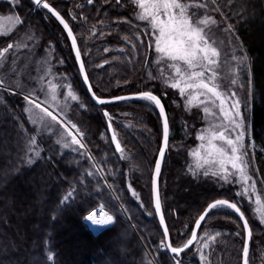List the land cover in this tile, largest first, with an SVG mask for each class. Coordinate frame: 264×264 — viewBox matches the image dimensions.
<instances>
[{
	"label": "trees",
	"instance_id": "16d2710c",
	"mask_svg": "<svg viewBox=\"0 0 264 264\" xmlns=\"http://www.w3.org/2000/svg\"><path fill=\"white\" fill-rule=\"evenodd\" d=\"M101 1V4L94 2L92 5L82 2V8L86 12H82L79 18L87 28L97 26L101 28L99 32L103 31L99 24L105 22L108 27L105 25L104 30L109 29L107 34L113 33V36L110 35L111 39H107L110 43L107 46L118 45L117 43L121 42L120 34H128L125 32L127 23L120 19L128 20V17L125 13L112 8L107 2L105 4ZM218 1L229 23L234 26V33L242 42L243 51L239 49V54L247 52L251 58L252 137L260 181L262 180L264 184V0ZM48 2L63 14L73 28L71 23L73 20L70 12H67V9L74 8L71 1L48 0ZM6 4L9 5L10 2L6 1ZM80 4L81 2L76 3L75 8L78 9ZM34 5L32 0H19L18 9L27 17ZM35 16L31 19L42 32L53 35L54 41H60L61 33V37L65 40L67 46L64 47L62 42H59L61 47L58 52L63 51L61 54L66 57L65 68L72 75L74 84L78 86L81 98L85 102L84 106L92 108L93 111L86 110L85 107L79 108L76 102L71 108L83 116L88 146L104 169L106 178L112 184L114 192L130 218L128 219L120 209L101 174L87 175V172L92 170L94 162L89 159L86 151L77 153L64 149L57 144L55 138H46L43 142L38 140L43 152L36 163L22 164L19 155H21V144L25 140L21 135V129L30 130L32 126L21 112V101L16 104L7 97L8 103L0 102V264H154L140 236L145 239L149 248H158L156 252L160 264L165 262L171 264V255L162 252L159 247L163 239V230L153 206V171L163 137L159 110L146 106L138 99L123 100L103 106L96 105L83 82L69 37L63 26L46 9H39ZM45 18L51 20L55 28L50 27V22L47 23ZM128 26L143 32L142 27H139L140 24L131 23ZM73 30L91 84L98 96L110 97L147 91L144 78L146 67L141 65L140 57L134 58L135 62L124 61L123 56L126 53L108 50L103 54L104 57L119 56L120 58L114 63L115 68L109 70L108 65L94 68L88 56L84 54V44L76 33L77 29L73 28ZM96 51L101 52V49ZM95 58L92 57L93 60ZM164 103L168 111L167 104L165 101ZM103 107L143 110L147 115L148 124L159 131L157 142H154L153 136L140 132L133 134L128 129L125 130L129 134L128 143L135 151L136 159L142 160L144 168L150 165L148 180L145 181L139 175L136 182L143 193L144 204L137 194L133 195L132 187H136L135 182L128 177V173L126 174V167L112 139V132H115L108 126L100 110ZM178 132L180 137L183 136L182 128H179ZM172 140L170 137L169 142ZM48 157H52V160ZM164 159L159 177L161 199L175 246L190 237L195 221L208 203L222 198L234 202L235 200L231 195L227 196L228 193L225 196L220 195L223 191L212 187L214 185L210 183L189 182L184 176L181 158L176 156V158ZM16 168L21 170L17 172ZM73 189L76 190L74 198L67 206L61 204L63 197ZM101 203L106 204L107 208L114 212L115 222L95 234L83 217ZM242 210L245 213L243 208ZM237 222L240 223V218L234 211L216 209L209 212L200 229L205 223H211L213 228L229 230ZM229 238V236L225 237L221 262L235 264L237 258V264H242L245 233L239 250L237 248L234 250L235 245L229 241ZM263 240L264 238L260 237V241ZM190 250L181 254L183 264H202L199 258L187 256ZM49 254L52 255V260L47 259ZM211 256L216 263L214 251ZM218 262L220 264L219 258Z\"/></svg>",
	"mask_w": 264,
	"mask_h": 264
},
{
	"label": "snow or ice",
	"instance_id": "6c2138e0",
	"mask_svg": "<svg viewBox=\"0 0 264 264\" xmlns=\"http://www.w3.org/2000/svg\"><path fill=\"white\" fill-rule=\"evenodd\" d=\"M88 2L92 3V0H88ZM119 2L120 0H117V3ZM10 3L12 8L18 7V0H10ZM34 3L37 7L42 5L67 30V36L71 38V47L75 49V59L79 61V72L83 75V81L87 84L96 105L103 106L115 101L139 99L150 102L151 105L159 109V115L163 121V147L159 149V158L155 161L154 177L158 178L169 142V120L165 107L161 102V97L155 95L151 90L140 91L134 96H113L107 99L96 95L89 83L85 62L81 58V50L77 46V37L73 34V29L69 26V23L56 7L48 3V0H34ZM132 4L136 9V20L145 23L143 32H137L135 36L136 43L129 40L127 36L125 40L131 44L133 49L144 47L146 53L154 48L156 64L158 66L163 64L174 70V75L165 76L164 70L161 69L160 77L153 76L151 72L148 73L149 77L152 79L163 78L166 85L178 89L180 95L186 96L189 104L198 100L201 96L205 97L206 100L211 102L212 107L205 105L204 112L206 115L211 113L214 121L217 118V111H213L212 108L218 110L219 122H210L208 128L198 135V139L202 142L201 148H205L207 151L205 155H201L200 150L192 151L191 155L195 158L196 163L195 167H189V171L193 176H199L202 173L203 177L215 179L217 183L239 184L241 191L237 192V195L241 198L247 195L251 200V194L256 191V181L250 174V155L245 142L248 136L249 124L242 111V106H249L253 99L251 58L247 52L232 57L236 62V68L233 69L232 84L237 83L236 77L241 69H246L249 77L247 81L248 97L242 105V100L236 91H222L217 83L219 73L216 71V67L218 66L220 52L213 46L211 37L208 34L210 25H216L217 21L210 16L198 18L196 12L192 11L193 7L207 8L206 4L194 5L193 3H185L184 0H132ZM0 19L4 18L0 17ZM7 19L23 23L18 15L9 16ZM73 19H75V16H73ZM127 22L131 24V21ZM226 31L234 32V26L228 24ZM23 46L27 47V45ZM240 47L242 50V42ZM13 48V44H7L6 47L0 50V58L7 59L6 54H9ZM104 51L107 52L108 49L105 48ZM46 74H52L51 67L47 69ZM39 82L40 86L38 88L21 92L18 90L20 86H10L4 79H0V89H5L9 93L23 94L25 102L23 111L27 113V121L33 126L30 130L21 129V135L25 140L20 147L21 155H19V159L22 164H34L37 158L41 157L43 149L40 147L38 137H42L44 133L48 135L49 139L54 135L58 136L57 144L62 142L64 149L77 152L80 149H86V145L83 143L84 132L68 118L69 100L77 101L79 99L72 91V85H67V95L63 103H59L57 91L51 83L49 82L46 89L43 76L39 77ZM240 87L243 88L244 85L240 84ZM41 95H43V99H41ZM203 103L204 101H201V104ZM79 106L81 108L85 107L83 103ZM104 115L109 117L108 126L111 127L112 121L109 113L105 111ZM112 139L116 142L117 151H122L115 133H113ZM251 146L255 147L254 141H252ZM48 159L52 160V157H48ZM89 159H92L90 155ZM15 170L19 172L21 169L16 168ZM101 171L102 168L94 163L92 170L88 171L87 175L92 176ZM257 171L259 170L257 169ZM155 178L152 182L155 193V212L159 214V223L163 225V239L160 241V250L171 255V264H183L181 254L186 250H190L199 240L200 247L197 248V251L200 252V259L204 261V264H208L202 249L210 248V243L220 233L217 232L215 236L205 233L203 237L198 238L197 232L192 231L189 238L174 246L169 228L165 223L157 179ZM75 192L76 190L73 189L64 196L61 204L67 206L74 198ZM133 195H136L134 190ZM256 203H261L259 196H257ZM106 207V204H101L98 209L89 211L83 217L89 228H102L114 222L115 217L105 210ZM222 208L233 210L243 221L242 227L247 233V239L242 248L243 264H249L248 240L252 237V230L248 219L245 218V213L236 202H231L228 199H217L208 203L204 213L195 221L196 227H200L201 221L205 219L210 211ZM262 220H264V217H262ZM240 234L237 233V235ZM47 259L52 260V255L49 254Z\"/></svg>",
	"mask_w": 264,
	"mask_h": 264
},
{
	"label": "rangeland",
	"instance_id": "374dc122",
	"mask_svg": "<svg viewBox=\"0 0 264 264\" xmlns=\"http://www.w3.org/2000/svg\"><path fill=\"white\" fill-rule=\"evenodd\" d=\"M6 1L10 2V0H0V17L4 18L0 19V50L6 47L9 43L13 44L14 48L10 50L9 54H6L7 59L0 58V79H4L6 83L10 86H20L18 90L21 92H26L32 90L33 88H38L40 86L39 77L43 76L44 87L47 89L49 82L51 83V85L57 91L59 103H63L68 91L67 85L71 84L72 91L77 95L79 99L77 101L69 100L70 111L68 113V118L71 119L74 123H76L81 129V131L84 132L85 135L83 138V143L86 145V149H80L78 152H74L80 153L82 150L86 151L87 154L91 156V160L102 168V166L98 163L97 158L88 146V135L84 131L85 122L83 121V116L81 114H78L76 110L74 111L73 108H71L73 107L72 104L75 102L78 103V105H80L81 103H83L84 105L85 102L81 98L82 95L80 94L81 92L78 89V86L75 85L72 80V75L67 72L65 68L67 63L65 59L66 57L64 58L61 54V52L63 53V51H61L60 53L58 52V49L61 47L59 42H62L61 44H63L64 47L66 45L65 40L61 37V33L60 41H54L55 38L53 35L47 34V32H42V30L38 28L36 23L32 21L31 18L35 16V13L39 9L44 8H39L34 5L29 16L25 17L26 14L23 15L18 9V7L12 8L11 3L7 5L8 3L6 4ZM70 1L71 4H73L74 8L67 9V12H70V16L73 20L71 22L73 23V28L77 29L76 33L79 34L78 37L82 40L84 44V54L88 56L94 68H100L102 67V65H108L109 70H112V68H115L114 63H117V61L120 59L119 56H114L112 58L110 56L104 57L103 54L106 53L104 51L105 48H107L109 51L116 50L118 52L121 51L122 53H126V55L123 56L124 61L127 60L133 62L138 57L142 59L140 60L141 65H145L146 67L144 74L146 83L145 86L147 88L146 90L154 91L158 95H160L161 98L166 102L168 107L170 137L173 140L171 141L172 143L169 142V146L166 151V153H168L165 155L164 158L167 157L172 159L174 157L176 158V156L181 158L183 162L184 176L187 178V180H189V182L192 181L197 184L210 183L211 185H214L212 187L223 191L220 195L225 196L228 193L227 196H232L235 202H237L244 209L252 228V237L250 240L248 262L249 264H264V240L260 241V237L264 238V220H262V217H264V184L262 180L260 181L261 176L259 174V171H257L258 165L255 156L256 150L251 146L253 141L251 118L252 100L250 102V105L247 106V109L246 107L242 106V111L247 117V123L249 124L248 136L246 137L245 142L248 146L247 150L250 155V174L256 181V191L251 194L252 198L251 200H249L247 195H245L243 198L237 195V192L241 191L239 184L217 183L215 179L203 177L202 173L199 176H193L192 173L189 171V167H195L196 163L195 158L191 155L192 151L200 150L201 155H205L207 151V149L201 148L202 142L198 139V135L203 130H206L208 128L210 122H219V113L217 109L212 108L213 111H217V118L214 121L213 117L211 116V113L206 115L204 112L205 105L212 107L211 102L206 100L205 97L201 96L198 100H195L191 104H189L186 96L180 95L178 89H173L169 85H166L163 78L152 79L149 77V72H151L153 76L160 77L161 69L164 70L165 76L174 75V70L163 64L159 66L156 64V54L154 48L146 53L144 47H138L137 49H133L131 47V44L125 40V37L127 36L129 40H131L133 43H136L137 41L135 40V36L137 32H139L135 29L130 28L128 26L130 24L127 21H131V23H134L135 25L136 23L140 24L139 27H142V29L144 28L145 23L138 22L136 20V9L135 6L132 4V0H120L119 3H117V0L101 1L105 4L108 3L109 5H112V8L117 9L123 14L125 13V16L128 17V20L120 19V21L127 23V26L125 25L127 27V30L125 32H128V34H120L119 40L121 42L117 43L118 45L115 46H107L110 45L107 39H111L110 35L113 36V33L107 34L109 29L104 30L105 25L106 27H108L105 22L101 21L102 23L99 24L103 30L102 32H99L101 28H99L98 26L96 28H87L83 26V22L79 18V15L82 14V12H86L84 8H82V2L88 3L87 5H92L94 4V2H97L99 4L100 0H92V3H89L88 0ZM79 2H81V6L79 5V8L77 9L75 8V5ZM184 2L193 3L194 5L206 4L207 8L193 7L192 11L196 12L198 18L210 16L217 21L216 25H210L208 32L209 36L211 37V42L213 43V46L216 47L220 52V56L218 58V66L216 67V71L219 73L217 77V83L220 85L222 91H236L237 95L241 98L243 105V101L247 99L249 91L247 83L249 77L247 75V70H240L239 75L236 77L237 83L235 85H233L231 82L233 78V69L236 68V62L232 59V57L233 55L240 56L239 53L241 50V42L239 39H237V36L234 32L226 31L227 25L230 23L227 17L222 12L219 1L184 0ZM13 15H18L20 17V20L23 21V23L21 24L17 23L15 20L7 19V17ZM73 16H75V19H73ZM45 21L47 23L50 22V27H54L51 20L45 18ZM145 39H147V37H145ZM23 45H27V47H24ZM99 49H101V52L96 51ZM241 51H243V49ZM92 57H96L95 60H93ZM105 61H107V63H105ZM146 61L148 62L147 64ZM49 67H51L52 70L51 75L46 74L47 69ZM240 84H243L244 87L241 88ZM7 97H10L12 99V102L16 104L21 101L22 106H20V109L27 121V113L23 111L25 107L23 94L9 93L5 89H0V102L6 103ZM43 98V95H41V99ZM201 101H204V103L201 104ZM143 102L146 104V106L158 110V108H156L154 105H151L150 102ZM85 108H87V106ZM86 110L93 111L92 108H87ZM100 110L103 112V114L105 111H107L109 113V116L111 117V127L115 132L118 141L120 142L122 151H119V154L122 162L124 163V166L126 167V174L128 173V177H131V179L134 180L136 187H132V189L136 192L139 199L144 204L145 202L142 199L144 197L143 193L136 182L138 180L139 175L142 176L145 181L148 180V169H150V165L145 166L144 168L141 163L142 160L136 159L135 151L128 143L130 140L129 134L125 130L128 129L133 134L140 132L141 134L147 136H153L154 142H157V139L159 137V131H156L153 126L148 124L149 121L147 120V115L143 110L120 108L110 109L108 107H103ZM104 117L108 123L109 117L105 115ZM28 124L30 123L28 122ZM179 128L183 129V134H181L183 136L181 137L178 132ZM52 137L55 138L56 141L59 139V137L55 135ZM46 138L48 139V135L44 133L42 134V137H38V140L43 142ZM60 145L62 146V142L60 143ZM100 174L105 181L106 176L103 168ZM105 183L113 193L118 205L120 206V209L129 219V214L127 213L119 197L114 192V188L107 178ZM257 196H259L260 198V204L256 203ZM106 210L112 214L114 213L110 211V209L107 207ZM210 224L211 223H205L201 229L199 228L200 231L198 230L197 236L198 238L203 237L205 233L215 236L217 232L220 233V235L216 236L215 240L210 243V248L202 249V251L204 252L205 260L208 262V264H219L218 258L220 260V264H222L221 259H223L222 250H224L225 248V237L229 236V241H232L231 243H234L235 245L234 250L236 248L239 250L242 238H244L245 233L242 227L243 223L240 219V223L237 222L229 230H220V228L218 227L213 228V226ZM238 232L241 234L237 235ZM140 240L144 244L151 261L154 264H160L158 261V248H149L145 242V239L141 236ZM198 247H200L199 240L192 247L189 253H187V256H195L200 259V252L197 251ZM212 249L214 251L216 263L213 261L211 256L213 252ZM200 261L202 260L200 259ZM202 264H204V261H202ZM235 264H237V258Z\"/></svg>",
	"mask_w": 264,
	"mask_h": 264
},
{
	"label": "water",
	"instance_id": "95a60500",
	"mask_svg": "<svg viewBox=\"0 0 264 264\" xmlns=\"http://www.w3.org/2000/svg\"><path fill=\"white\" fill-rule=\"evenodd\" d=\"M32 2H34V0H32ZM49 3V2H48ZM41 7H42V5H41ZM58 10V9H57ZM59 11V10H58ZM61 15H63L62 13H61ZM65 18V17H64ZM65 20L67 21V19L65 18ZM68 22V21H67ZM69 23V22H68ZM63 26V25H62ZM69 26L71 27V25H70V23H69ZM72 28V27H71ZM73 29V28H72ZM66 31V33H67V30H65ZM73 34L76 36V34H75V32H74V30H73ZM69 40H70V43H71V38H69ZM77 46L79 47V43H78V40H77ZM80 48V47H79ZM73 49V48H72ZM73 53H74V56H75V49H73ZM81 58L83 59V57H82V53H81ZM77 61V60H76ZM77 64H78V68H79V61H77ZM85 69H86V67H85ZM86 71H87V69H86ZM88 73V72H87ZM81 76H82V79H83V75L81 74ZM84 82V81H83ZM89 83L91 84V81H90V78H89ZM84 84H85V82H84ZM92 85V84H91ZM85 86H86V88H87V90H88V86H87V84H85ZM92 90L94 91V89H93V86H92ZM88 92H89V94H90V96H91V93H90V91L88 90ZM138 93V92H137ZM155 95H158L157 93H155V92H153ZM136 93H125V94H120V95H115V96H134ZM97 95V94H96ZM159 96V95H158ZM110 97H113V96H110ZM110 97H102V98H110ZM92 98V97H91ZM94 101V100H93ZM123 101V100H122ZM115 102H118V101H115ZM161 102H162V104L164 105V107H165V111H166V114H167V116H168V112H167V108H166V106H165V103H164V101L162 100V98H161ZM112 103H114V102H112ZM162 118V117H161ZM168 120H169V117H168ZM163 122V121H162ZM112 136H113V133H112ZM117 139V138H116ZM169 141H170V123H169ZM114 144L116 145V142L114 141ZM168 146H169V142H168ZM161 147H163V138H162V142H161V146H160V148ZM167 149H168V147H167ZM167 149L165 150V153H166V151H167ZM159 158V152H158V155H157V159ZM156 159V160H157ZM163 163V162H162ZM161 167H162V165H161ZM154 170H155V168H154ZM159 177H160V175H159ZM159 177L158 178H155L154 177V171H153V179L155 178V179H157V186H158V190H159V193H160V199H161V191H160V183H159ZM153 179H152V182H153ZM152 192H153V206H154V209H155V193H154V191H153V183H152ZM223 199V198H222ZM217 200V199H216ZM229 200V199H228ZM229 201H231V202H234V201H232V200H229ZM213 202V201H212ZM161 203H162V199H161ZM239 206V205H238ZM242 210V209H241ZM162 211H163V205H162ZM243 211V210H242ZM204 213V211L200 214V215H202ZM163 214H164V211H163ZM156 215H157V218H158V221H159V214L158 213H156ZM239 216V215H238ZM164 217H165V215H164ZM200 217V216H199ZM199 217L197 218V219H199ZM245 218H247L246 217V215H245ZM248 219V218H247ZM204 221V220H203ZM203 221H201V224H202V222ZM242 221V220H241ZM249 221V220H248ZM165 223L167 224V221H166V218H165ZM242 223H243V221H242ZM201 224H200V226H201ZM161 225V224H160ZM167 226H168V224H167ZM249 226H250V223H249ZM161 228H162V230H163V225H161ZM200 228V227H199ZM199 228H197L196 227V224H194V227H193V230L192 231H196L197 232V234H198V230H199ZM250 228H251V226H250ZM252 230V229H251ZM169 233H170V231H169ZM170 237H171V235H170ZM247 239V233L245 232V240ZM251 240V239H250ZM250 240H248V244H249V247H250ZM243 259H244V257L242 256V264H243Z\"/></svg>",
	"mask_w": 264,
	"mask_h": 264
},
{
	"label": "bare ground",
	"instance_id": "6f19581e",
	"mask_svg": "<svg viewBox=\"0 0 264 264\" xmlns=\"http://www.w3.org/2000/svg\"><path fill=\"white\" fill-rule=\"evenodd\" d=\"M103 228V227H102ZM95 231H99L101 228L98 227V228H93Z\"/></svg>",
	"mask_w": 264,
	"mask_h": 264
}]
</instances>
